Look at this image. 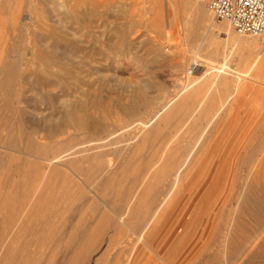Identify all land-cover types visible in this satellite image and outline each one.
<instances>
[{
	"label": "bare ground",
	"instance_id": "1",
	"mask_svg": "<svg viewBox=\"0 0 264 264\" xmlns=\"http://www.w3.org/2000/svg\"><path fill=\"white\" fill-rule=\"evenodd\" d=\"M127 1L120 0V7H123ZM88 4L93 6L95 2L94 0H0V29H3L0 38H5L3 41L0 40V43L6 44L12 33L18 31L7 28V23L12 22L11 24H15V28H18L19 21H24L23 18L28 20L30 26L26 24L25 29L29 32L33 29V36L36 39L33 45L36 61L34 63L38 64V69L32 73V77L35 76L37 82L43 84L42 89L59 88L63 93L62 98L60 97L61 111L53 119L51 115V118L48 116L53 123H50L51 126L46 132L35 130L37 127L29 129V132L17 130L14 125H10L8 117H3L2 128L6 134L0 135V150H6L10 154L0 151V264H91L90 260L93 259L91 256L99 243L96 230L102 222L106 223L108 228L116 227L120 230L118 235H114L115 231L107 233L109 236L112 233L114 235L109 240L110 247L107 252L103 251L104 255L101 253L103 255L100 256L101 258L93 259L94 262L91 261L93 264H149L152 258H154L152 263H156V258L164 264H173L171 261L174 262L188 243L195 226L204 222V214L191 221L189 227L177 238L171 252L165 255L166 257H162V251L149 240L156 225L169 212L183 188H187L186 194L199 176L198 172L188 183V176L201 156L209 149L210 144L199 141L195 151L187 153L178 150L175 154L163 156L156 161L154 159L148 161L145 155L147 153L145 150L149 149L147 146L154 143V138L161 135L162 130L170 128L171 121L182 113V110L188 111L187 108L190 109L195 104L196 98L208 89L211 79L202 82L193 78L195 75L193 67L203 66V62L197 60L188 68L186 85L181 87L174 100L167 102L161 108L152 107L150 102H136L137 104L130 107H122L120 103L117 113L125 116L127 120H124L125 122H122L121 118H118L117 122L110 120L107 107L104 105L105 101H102L103 97L101 98L94 91L111 88L114 83L118 81L121 83L122 79L116 78V80L103 75L105 66L97 57L102 54H99L96 46V37L91 35L86 37L84 19ZM166 4L176 9L173 17L168 14L167 28H170L171 22L175 21L177 31H183L185 35L192 37L193 43L198 42L201 37H208L211 29L225 31L239 46L249 50L254 65L258 66L260 72H264V43L256 38L254 40L248 36H236L232 32V25L227 21L217 25L213 12L210 7L208 8L207 0H166ZM91 14L96 13L91 12ZM257 41L261 43L263 50L260 51ZM154 54L158 57L156 59L161 61L160 53L154 51ZM190 58H194V55ZM15 64L6 57L0 69V97L7 100L12 98V101L22 96L19 92L23 86L20 84L22 80H17L23 76L18 75L17 79L14 77L17 74H15L17 69ZM179 68L182 67H177ZM84 71L91 72L93 78L96 75L95 80L91 78L89 80L90 76H87L88 80L80 79L77 75ZM221 78L225 81L223 75ZM85 87L88 90H85ZM74 88H77L76 93L73 92ZM141 95L137 94V99L142 98ZM217 95L220 97V94ZM230 96L232 98V95ZM218 97L217 99H220L223 96ZM33 101L32 98L25 101L27 106L24 109L19 107L23 99L14 101L17 106H14L15 109L10 107L12 103H5L4 111L5 113L10 110L16 111L19 119L24 114L34 116L38 110ZM146 113L148 119L139 122H135L137 119H134V122H128L129 117L135 118ZM41 119L43 121V117ZM37 122L41 123V120ZM259 129L262 130H259V134L249 133L233 139L235 143L241 140V137L243 141L245 140L242 149L254 146L253 150L251 147V151L245 152L242 160L239 159L242 150L236 158L237 162L242 161L241 163L246 164L257 162L256 171L248 172L245 178L243 174L235 172L231 175L232 181H228L223 187L228 174L231 151L221 153L220 150L214 149L208 154L207 161L217 160L210 166L199 186L197 196L201 197V204L196 209H207L218 191L224 189L225 204L223 205L228 208L227 215L221 216L222 218L210 216L209 224L202 235L201 249L209 251L216 247L218 252L213 256L210 254L216 263L221 264L225 257L231 264H264V127ZM70 132L80 135L72 136L69 141L65 138L67 143L64 146L60 139ZM41 136L44 142L40 141ZM228 138L229 135L225 142ZM255 138H259L258 141L251 142ZM118 146L123 148L118 150L116 149ZM22 157L25 159L23 160ZM8 165L9 168L6 169ZM4 171L6 175L3 174ZM219 178L224 181H218ZM107 197L111 198L106 201ZM97 201L106 204L105 207L117 217V222L105 216H102L101 221L98 222L99 215L96 216V220L91 219L88 212L91 211L94 216L98 213ZM124 225L128 230L123 229ZM119 246L122 248L118 249L116 256L114 254L115 262L109 261L110 251ZM206 260L205 258L204 261ZM208 262L204 263L208 264Z\"/></svg>",
	"mask_w": 264,
	"mask_h": 264
},
{
	"label": "rangeland",
	"instance_id": "2",
	"mask_svg": "<svg viewBox=\"0 0 264 264\" xmlns=\"http://www.w3.org/2000/svg\"><path fill=\"white\" fill-rule=\"evenodd\" d=\"M119 1L120 0H94L95 4L93 6L89 4L86 6V16L84 19V25L86 27L85 29H87L86 37L88 35L96 37V46L99 50V54H102L100 56L98 55L97 57L98 59H101V63H104L103 65L105 66L106 71L103 68V75H108V77H112L114 79L120 78L119 80L122 79V81L125 83L121 84L123 82L121 81V83H119L118 81L119 84L117 82V84L114 83L112 85L113 87H108L110 89L101 88L94 91V93L97 92L96 94H98L101 98H104H102V101H105L104 105L107 107V112L110 120L114 122H117L118 118H121L122 122H125L124 120H127L125 116L123 117V115L121 116V114L117 113V111L119 112V106L121 105H123L122 107H130L140 102H150L152 107L161 108L167 102L174 100L180 92L181 87L186 85L185 78H187L186 72L188 68L197 60L203 62L204 65L199 66V68L195 72V75H193V78H197L196 80H202V82L206 81L207 79H211V82H209L210 87L208 86V89L203 91L196 98L195 104L190 109L187 108L188 111L186 112L182 110V113H179L173 119V121H171L169 125L170 128L165 129L164 131L162 130V133H160L161 135L155 137L153 140L154 143L149 144V146H147L149 149L145 150V152H147L145 155L147 156L148 161H150L151 159H154L156 161L163 156L175 154L178 150H183L187 153L193 150L195 151V149H197V144L199 143V141H205L210 144L209 149H207L201 156L195 168L188 176V183L191 182V180L197 175L198 172L199 176L194 180V182L190 186V190L186 194L185 191L187 190V188H183L182 193L177 199H175L169 212H167V214L156 225L153 233L149 237V240L153 242L156 239L158 241L157 246L162 248V257H166L165 255H168L171 252L173 246L177 241V238L182 235V233H184L183 231H185L187 227H189L190 222L199 217V215L204 214L203 221L205 223L202 222L196 225L194 228V232L191 229V232H193V234L190 240L181 250L178 258H176L174 262H171L173 264H195L199 261L196 264H199L200 262V264H205L208 261L210 262L211 260V263L208 262V264H220L219 262L216 263L215 261H213V257H211L216 252H218L216 251V247L213 248L215 250L211 249L209 251H204L201 248L203 243L202 235L206 230V226L209 224V217H224L227 215L226 211L228 210V208L223 205L225 204V201L223 200L224 189L222 188L221 190H219L207 209L203 208L202 210L200 208L196 209L197 206L201 204V197L199 198L197 196L199 192L198 189L202 184L206 173H208L210 166H212L213 162L217 160L210 159L209 161H207L209 152H212V150L214 149L220 150L221 153L223 151H231L228 161V174L226 176L225 184L223 185V187L227 184L228 181H232L231 175H233L235 172L243 174V177L245 178V174L247 176L250 172L253 173L256 171L257 162L246 164L244 161V163H241L242 161H236V158L241 150L242 154H240L239 159L241 158L242 160V158H244L245 156V152L253 150L254 146H251L252 148L247 147L242 149L243 142L245 140L243 141L241 137V140L235 143L233 139L235 140L236 136H244L245 134L249 133L259 134V128L262 126L264 127V72H260V69L257 68L258 66L254 65L253 58H251L249 55V50L239 46L236 41L231 39L225 31L211 29L212 32L211 30H209L208 37H201V40L199 39L198 42L193 43L194 39H192V37L185 35L183 31V33L178 32L179 30L177 31L178 27L175 21H172V26L170 25V28H167L166 26L168 21V14L170 13V16L173 17V13L176 9L173 6H168L166 4V0H128L123 7H120L121 4H119ZM90 11L92 13L95 12L96 14H91ZM23 19L24 21L21 20L17 24L18 28H15L16 25L11 24L12 22H9V24L7 23V28L18 29V31L12 33V37H10V40L7 41L6 44L5 42L0 43V69L1 63L3 62V60H5L6 57H8V60L18 65L17 67V65L15 64L17 68L15 74H17L14 77L16 78L19 76H23L19 77V79L16 78L17 80H22L20 81V84H22L23 86L21 91L19 92L22 96L18 97L16 100L23 99V103L19 105V107L21 109H24V107L26 108L27 106L24 103L25 101H28L31 98L33 101L38 97L37 100L35 99V101H33L35 107L38 110V113H35L34 116L31 115V117H36V119L31 118L30 114H24L22 118L19 119L16 111L13 112L10 110L6 111V113L4 111L5 103L8 102L12 103V105H10L12 109H15V107H17L15 104L16 102L14 103V101H16L15 98L12 101V98H10L11 100H7L0 97V135L6 134V132H4L2 128L3 117L5 116L10 119V125H14L17 130L29 132V129L37 127L35 130L40 129L39 131L46 132L51 126L50 123H53L51 119H53V117L58 115L61 111L60 104H62V99H60V97L62 98L63 96L61 90L59 88H51L49 89L50 91L42 89L43 84L37 82L34 75V77H32V73L36 71V69H38V64L34 63L35 56L33 52V45H35L36 39L33 36V29H31V33L29 31H26V24L28 25L29 23L28 20H25V18ZM214 21L217 25H222L225 23V21H217L215 20V18ZM179 28L181 29V27ZM231 29L236 36L247 37L238 34L233 28ZM2 30L3 29H0V32ZM248 37L256 40L251 36ZM4 39V37L0 38L1 41H3ZM14 44L15 47L16 45H18L16 47V50ZM193 44L196 45L194 46ZM259 44L261 45V43L258 42V46L261 51L263 50V46H260ZM5 47L7 50L5 49ZM154 51H158L160 53L161 61L159 59H156L158 57L154 54ZM190 54L194 55V58H190ZM209 59H211V61ZM33 63L37 65H34ZM215 64L216 66H214ZM106 67H108V69ZM177 67L182 68L177 69ZM212 68H214L215 70H213ZM20 71L22 73H20ZM18 72L20 74H18ZM84 72H81V74L77 76L82 80H86L89 76V80L90 78L91 80H95L96 75L93 78L91 72ZM86 72L87 74H90L87 75ZM220 72H222V74H220ZM84 75H86V77ZM221 75L224 76L225 81L221 78ZM26 76L31 77L27 78ZM16 84L19 85L17 81ZM119 85L122 86V89L121 87H119ZM75 86H77V84H75ZM85 90L88 89L86 88ZM73 92L76 93L77 88H74ZM137 94H142V98L137 99ZM217 94H220V97L223 96V99L218 97L219 95ZM230 95H232V98ZM217 97L221 100L217 99ZM213 99L216 102L217 100L220 101L216 104ZM214 102L215 105L213 104ZM56 103L57 105H55ZM50 104L53 105V109ZM57 107L58 111L56 112ZM222 109H224V111ZM39 112L41 113V115ZM222 113L223 115H221ZM50 115L52 116V118L50 117ZM38 116L40 118L37 119ZM48 116L51 119H49ZM42 117L43 121L41 119ZM136 117H129L130 119H128V122H134L136 119L137 121L135 122L146 120L148 119V114L146 113V115L142 114ZM37 120H41V123L37 122ZM216 126H218V129L216 128ZM77 135L79 136L80 133L70 132L65 135L64 138L61 137V143L65 146L67 140L69 141L72 136L74 137ZM228 135L230 136V138H228L225 142V139L228 137ZM40 138L41 142L45 141L44 139H42L43 136H41ZM237 138L239 137H236V139ZM258 139L259 138L252 139L253 141L251 142L258 141ZM128 143H131L130 140L128 141ZM123 146H118L116 147V149L118 148V150H121ZM129 146L132 147V145ZM0 151L10 154V152H7L6 150L3 151V149H1ZM22 158L23 160L25 159L24 157ZM8 168L9 165L6 169ZM248 169L249 171H247ZM5 173L6 172L4 171L3 174ZM220 180L224 181L222 178L218 179V181ZM110 198L111 197H107V199L105 200L107 201ZM101 203V201H97L98 213H96L95 216L91 211L88 212L91 219L96 220V216L99 215L97 219L98 222L101 221L100 218L102 216L110 218V220L112 219L111 221L117 222V217L115 216V214L112 211H109L108 207H105L106 204ZM222 207L225 208L222 210ZM106 229L109 230L107 231ZM123 229L128 230L125 225L123 226ZM119 230L120 229H116V227L108 228L107 224L103 222L100 224V226L96 230V235L99 238V243L95 253H93L91 256L94 260H98L99 258H101L110 247L109 240L112 237L113 233L110 236L107 233H109V231H115L116 233H114V235H118ZM106 235H108L107 238ZM207 240L208 238L205 240L204 244H206ZM120 247L122 248V246H119L116 249L110 251L108 257V260L110 259L109 261L115 262L114 254L116 256L118 249H121ZM210 254L212 255L210 256ZM144 255H146V253ZM206 256H208V258ZM205 258L207 259L206 261H204ZM93 259H89L91 264H93L91 261L94 262ZM153 260L154 258L150 259L149 264H164L156 258V263H152ZM229 263L230 261L225 257L221 261V264Z\"/></svg>",
	"mask_w": 264,
	"mask_h": 264
},
{
	"label": "built area",
	"instance_id": "3",
	"mask_svg": "<svg viewBox=\"0 0 264 264\" xmlns=\"http://www.w3.org/2000/svg\"><path fill=\"white\" fill-rule=\"evenodd\" d=\"M217 21L229 22L240 35L264 43V0H207ZM199 66L193 67L195 73Z\"/></svg>",
	"mask_w": 264,
	"mask_h": 264
},
{
	"label": "crops",
	"instance_id": "4",
	"mask_svg": "<svg viewBox=\"0 0 264 264\" xmlns=\"http://www.w3.org/2000/svg\"><path fill=\"white\" fill-rule=\"evenodd\" d=\"M157 242H158V241H157L156 239L153 241V243L155 244V247H157L158 249H160V250L162 251V248L159 247V246H157ZM179 255H180V254H179ZM179 255H178V256H179ZM177 258H178V257H177Z\"/></svg>",
	"mask_w": 264,
	"mask_h": 264
}]
</instances>
